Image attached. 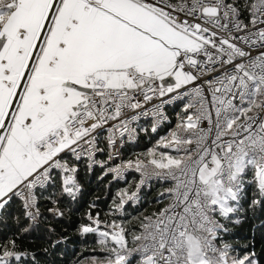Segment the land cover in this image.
I'll return each mask as SVG.
<instances>
[{"label":"snow or ice","instance_id":"6c2138e0","mask_svg":"<svg viewBox=\"0 0 264 264\" xmlns=\"http://www.w3.org/2000/svg\"><path fill=\"white\" fill-rule=\"evenodd\" d=\"M0 264H264V0H0Z\"/></svg>","mask_w":264,"mask_h":264}]
</instances>
